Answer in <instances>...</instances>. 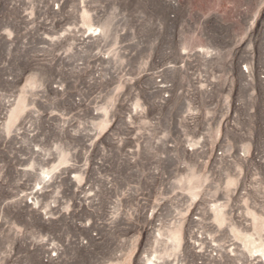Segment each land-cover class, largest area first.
<instances>
[{"label": "rangeland", "instance_id": "rangeland-1", "mask_svg": "<svg viewBox=\"0 0 264 264\" xmlns=\"http://www.w3.org/2000/svg\"><path fill=\"white\" fill-rule=\"evenodd\" d=\"M0 264H264V0H0Z\"/></svg>", "mask_w": 264, "mask_h": 264}, {"label": "bare ground", "instance_id": "bare-ground-1", "mask_svg": "<svg viewBox=\"0 0 264 264\" xmlns=\"http://www.w3.org/2000/svg\"><path fill=\"white\" fill-rule=\"evenodd\" d=\"M11 117H13V114L11 115Z\"/></svg>", "mask_w": 264, "mask_h": 264}]
</instances>
